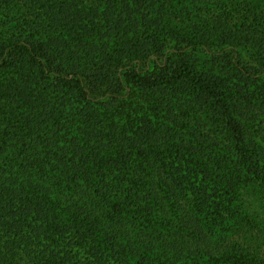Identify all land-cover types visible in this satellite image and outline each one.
<instances>
[{"label": "trees", "instance_id": "trees-1", "mask_svg": "<svg viewBox=\"0 0 264 264\" xmlns=\"http://www.w3.org/2000/svg\"><path fill=\"white\" fill-rule=\"evenodd\" d=\"M101 1L25 0L41 13L36 31L0 39V264H244L205 254L210 217H190L208 200L198 167L181 148L171 145L165 158L150 143L157 122L169 133L182 128L174 102L208 96L264 199V172L230 115L233 90L204 81L194 56L227 69L236 95L264 90V10L246 8L239 25L200 36L158 0ZM175 89L177 99L165 93ZM69 126L76 130L62 133ZM85 185L99 201L55 195ZM132 224L149 232L144 241L127 232Z\"/></svg>", "mask_w": 264, "mask_h": 264}, {"label": "rangeland", "instance_id": "rangeland-1", "mask_svg": "<svg viewBox=\"0 0 264 264\" xmlns=\"http://www.w3.org/2000/svg\"><path fill=\"white\" fill-rule=\"evenodd\" d=\"M80 1L87 8L104 4L101 0ZM158 2L167 14H172L171 16L175 14L182 25L199 31L200 36L207 33L218 35L226 27L239 25L244 17L242 10L246 8L253 12L264 10V0H158ZM40 15L39 10L25 0H7L6 3H0V39L26 36L29 32L36 31L37 16ZM194 56L200 59L198 71L202 73L204 81L210 78L225 80L229 88L225 94L233 90L234 96L229 99L230 115L240 124L244 145L256 153V161L264 172V90L253 86L242 90V95H236L233 87L237 83L232 80L227 69L207 63L202 53L197 52ZM178 92L181 91L175 89L165 93L172 94L177 99ZM181 98L182 102H174L176 110L172 115H176L175 118L182 123V128L169 133L170 125L166 122H157L160 133L150 146L165 158L171 145L172 148H181V152L198 167V184L206 186L208 194L199 195L208 199L207 206L202 211L192 207V198L198 197L197 192L190 194L188 200L187 198L184 200H187L185 205L188 209L192 207L190 217L194 220L202 221V215L210 217L204 240L205 254L207 251L228 253L237 259L240 258L244 264H264V199L240 164L235 139L223 122L221 113L212 105L210 97L191 96L190 101H183L185 97ZM75 130L76 126H69L67 131L62 133L71 134ZM132 134L130 132L124 136L129 138L128 144L134 145ZM64 148L67 154H70L68 143ZM1 160H4L3 157H0ZM126 176L132 177L130 173ZM108 178L111 179L110 176ZM83 188L84 193L71 194L58 190L55 191V195L63 202L70 199L85 202L88 196L92 198L94 193L86 185ZM93 199L99 201L97 197ZM100 212V209H97L95 215H99ZM103 226V230H113L108 225ZM127 232H131L132 239L137 242L149 234L142 233L141 227L134 224L127 227ZM150 237L155 241V236ZM164 241L172 244L173 240L164 238ZM179 247L188 251V248L192 247V242L184 237Z\"/></svg>", "mask_w": 264, "mask_h": 264}]
</instances>
